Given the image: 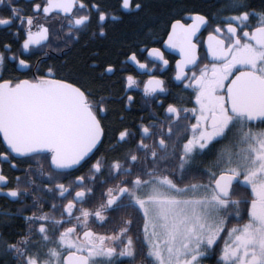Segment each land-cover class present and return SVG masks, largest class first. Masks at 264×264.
<instances>
[{
  "label": "snow or ice",
  "instance_id": "obj_1",
  "mask_svg": "<svg viewBox=\"0 0 264 264\" xmlns=\"http://www.w3.org/2000/svg\"><path fill=\"white\" fill-rule=\"evenodd\" d=\"M30 2L27 11L0 0V28H16L21 52L0 44V162L28 163L30 173L35 160L46 181L29 178L22 191L20 177L10 187L0 169V193L33 196L20 232L12 213L0 217L4 264H264V7L185 8L160 46L145 23L146 39L125 45L119 67L92 52L79 69L44 62L47 52L33 64L23 52L51 47L52 20L65 47L88 33L105 38L109 22L144 11L143 0ZM165 50L179 57L176 95L157 74L170 65ZM133 90L156 110L129 124Z\"/></svg>",
  "mask_w": 264,
  "mask_h": 264
},
{
  "label": "flooded vegetation",
  "instance_id": "obj_2",
  "mask_svg": "<svg viewBox=\"0 0 264 264\" xmlns=\"http://www.w3.org/2000/svg\"><path fill=\"white\" fill-rule=\"evenodd\" d=\"M34 2V0H33ZM104 2L115 5V0H104ZM18 3L21 8L30 11L31 10V2L30 0H18ZM119 15V13H118ZM135 16L124 14L122 19L117 21L109 22L108 29H107V37L105 38H97V39H90V33L82 35L79 40H71L69 41L68 47H65L64 41L57 40L56 36L60 35L63 36V32L60 31V23L56 20H52L50 22L51 28L50 31L53 33L51 36V47L43 49V51L39 49H31L28 52H23V56L25 58H29L31 63L35 64L37 60L41 59L43 56V52H47V56H43V60L46 63L50 64H63L65 61L68 62L69 66L74 68L83 69L86 67L87 64L91 62L93 57L91 56L92 52H98L100 55L97 59L101 61H112L116 62L117 66L119 67V61L124 60V56L121 53V50H127L125 46H118L116 49L115 47H111V39L119 33L121 26L124 27L126 25H130L131 23L135 22ZM214 26V25H213ZM210 30V29H209ZM16 31V28L13 27L11 31L6 30L4 28H0V44L3 43H12L13 45V52L17 55H20L21 52L19 50V40L18 38L13 36V32ZM203 31V30H202ZM22 35V30H21ZM204 37L207 36V31L203 32ZM163 37V30L158 35H153V44L152 46H160L159 44L155 43L156 39H160ZM133 44V43H132ZM131 45V44H129ZM2 50V49H0ZM167 58L170 60V65L161 67L157 70V74L165 80V86L168 89V93L172 95H176L180 93L182 85H179V82H176L172 79L174 76V64L175 59H178V55L173 52H169L165 50ZM146 55V54H145ZM201 57H204V50L201 49L200 52ZM15 62H11L7 65L8 69L14 67ZM130 70H132L130 68ZM22 71L27 70H17L14 72V75H21ZM135 71H139L136 69ZM23 78V77H21ZM120 78V74L117 73L114 76H110V79L107 81L108 83H112L118 81ZM146 79V77H144ZM120 85L116 83L115 88H113L114 94H120ZM168 93L162 94L161 98L164 95H168ZM135 98V103L131 106V108L125 110L123 115L125 116V123L134 124L139 122V118L141 116H148L150 111H155V104L152 101H146L143 98L140 90H133L131 93ZM168 102H171L169 99ZM166 106V104H165ZM110 109H114L119 111L121 109V105L119 103H115L109 106ZM115 114L113 112L109 113V120H114ZM108 147L107 141L102 146L101 151L104 148ZM32 172H26L25 170L28 169V163H19L16 169H11L10 166L5 162H0V169L3 170L4 174L9 177V186L16 187L15 177H20V185L19 187L23 191V188L27 186V180L33 179L36 181V185L33 187L39 186L41 181H46V177H42L39 175L38 165L35 160L31 161ZM47 165H45V169ZM79 175L80 173H76ZM66 183V181H63ZM7 191V188L4 189V192ZM38 196L44 195L43 193H37ZM97 196H99V191L97 192ZM66 202V201H65ZM33 203V196L31 194L22 196L20 200H13L10 197H7L4 193H0V217H3L4 213H12L13 218L11 220V231L12 232H20L24 229V220L23 216L31 214V205ZM59 203V201H57ZM113 225L109 224L105 228H97L98 232H105L109 230ZM135 231V229H134ZM127 259V258H123ZM0 264H4L3 259H0ZM205 264H216V258L209 257Z\"/></svg>",
  "mask_w": 264,
  "mask_h": 264
},
{
  "label": "trees",
  "instance_id": "obj_3",
  "mask_svg": "<svg viewBox=\"0 0 264 264\" xmlns=\"http://www.w3.org/2000/svg\"><path fill=\"white\" fill-rule=\"evenodd\" d=\"M145 9L137 13L135 22L129 26H121L119 33L111 39V47L125 46L135 41L146 39L145 23L153 26V35H158L164 29L170 16L182 14L185 8H196L204 12L213 10L217 0H143ZM257 9L264 7L262 0H250Z\"/></svg>",
  "mask_w": 264,
  "mask_h": 264
}]
</instances>
